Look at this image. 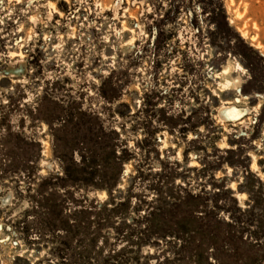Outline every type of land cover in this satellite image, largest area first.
<instances>
[{
    "label": "rangeland",
    "instance_id": "374dc122",
    "mask_svg": "<svg viewBox=\"0 0 264 264\" xmlns=\"http://www.w3.org/2000/svg\"><path fill=\"white\" fill-rule=\"evenodd\" d=\"M109 186L125 233L172 191L194 240L84 250L49 228ZM229 192L264 218V0H0V264H264V220L229 228Z\"/></svg>",
    "mask_w": 264,
    "mask_h": 264
},
{
    "label": "trees",
    "instance_id": "16d2710c",
    "mask_svg": "<svg viewBox=\"0 0 264 264\" xmlns=\"http://www.w3.org/2000/svg\"><path fill=\"white\" fill-rule=\"evenodd\" d=\"M122 161L123 159L117 158L119 166L118 171H120ZM113 188L114 186L106 188L109 195L107 202H88L84 198H82L81 201H73V204L76 206H74L65 217L55 216L54 218H51L49 221V228L53 232L63 233L66 243H74L78 247L84 248V250L95 246L99 239H102L101 245H108L109 236L115 237V242H125L126 246L128 245L135 248H140L145 244H149L152 239H155L154 241L157 242V239L166 241V237L180 239L186 244L194 240L197 228L194 226L195 221L193 220V216L197 211H195V208L188 203L182 202L172 191L167 193L164 197L159 196L155 201H151L162 205V207L154 210L156 212H154L153 209L149 210V205L147 206L146 202L143 200H136L133 207V209H135L136 218L130 220V226H134V229L125 233L120 225H126V209L130 206V200L127 199L115 203L112 198ZM229 199L235 204L237 212L240 213V208L237 206V203L230 192ZM143 206H147V208L140 212L139 210L143 208ZM169 206L175 210H179L182 207L188 208L187 210H189V212L187 211V216L183 214V216L171 217L174 220L172 224L175 226L176 230L154 232L152 230V224L156 222L157 224L155 225H158L165 220V215L169 212L167 210L170 208ZM213 209L215 211L217 210L216 207H213ZM258 219L260 221L264 220L262 217H259ZM259 220L252 217L247 218L240 213L237 217H233L230 223H226V225L229 228H235V230H238L239 232L246 227L252 226L253 223L258 224L260 222ZM258 236L257 233H254L252 236L256 243L260 240ZM208 241L215 243L216 238H209ZM157 242H155L156 245H158ZM82 260H84L85 264L90 262L89 257H83ZM100 264H103V262Z\"/></svg>",
    "mask_w": 264,
    "mask_h": 264
},
{
    "label": "bare ground",
    "instance_id": "6f19581e",
    "mask_svg": "<svg viewBox=\"0 0 264 264\" xmlns=\"http://www.w3.org/2000/svg\"><path fill=\"white\" fill-rule=\"evenodd\" d=\"M243 34H245V33H243ZM258 47V46H257ZM256 47V48H257ZM259 49V48H258ZM237 68L239 69V70H243L242 69V67L239 65V64H237ZM224 73H228V71L227 70H225L224 71ZM223 73V74H224ZM231 83L229 82V81H226L225 82V84H224V86L225 87H228L229 85H230ZM243 112V111H242ZM241 111H239L237 108H235V107H233V106H227V105H222V107L220 108V110L218 111V116H219V118H220V120H237V119H239L241 116H242V113ZM253 158V162H252V166H256V158L253 156L252 157ZM47 166H49V165H47ZM251 166V167H252ZM253 168V167H252Z\"/></svg>",
    "mask_w": 264,
    "mask_h": 264
}]
</instances>
